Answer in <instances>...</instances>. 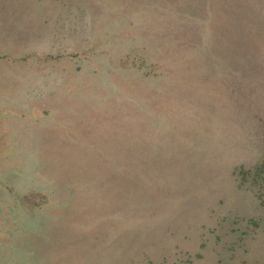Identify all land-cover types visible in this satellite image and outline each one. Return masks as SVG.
<instances>
[{
    "label": "rangeland",
    "instance_id": "1",
    "mask_svg": "<svg viewBox=\"0 0 264 264\" xmlns=\"http://www.w3.org/2000/svg\"><path fill=\"white\" fill-rule=\"evenodd\" d=\"M0 264H264V0H0Z\"/></svg>",
    "mask_w": 264,
    "mask_h": 264
}]
</instances>
